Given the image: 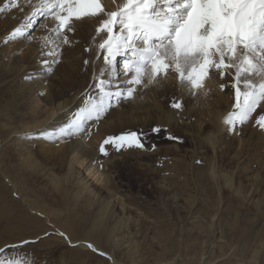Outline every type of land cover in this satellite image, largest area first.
Masks as SVG:
<instances>
[{
	"label": "rangeland",
	"instance_id": "374dc122",
	"mask_svg": "<svg viewBox=\"0 0 264 264\" xmlns=\"http://www.w3.org/2000/svg\"><path fill=\"white\" fill-rule=\"evenodd\" d=\"M21 2L16 0L5 8L8 0H0V8H5L0 12V34L25 22L16 7ZM20 6L25 9L24 3ZM98 26L92 29L82 23L67 33L77 60L72 69L65 61L53 66L55 84L62 92L60 100L72 103L77 98L87 99L84 93L88 91L93 102H99L101 94L93 85L109 76L113 81L110 74H105V67L98 69L94 60L101 50L99 43L106 38V32H96ZM34 31L31 29L28 37ZM17 41L8 35L0 45L4 46L0 48V247L19 245L9 248L5 256L20 259L23 264H111L108 257L69 247L57 234L61 229L74 240L87 237L99 243L127 264H264V171L255 164L264 160V131L252 121L238 134L227 126L214 151L207 139L212 130L208 109L225 110L224 120L233 110L232 78H221L211 69L202 87L193 90L169 69L166 75L156 77L158 83L144 87L149 64L143 83L135 86L137 105L126 100L117 105L113 101L111 110L101 117L98 126L104 136L140 129L157 145L155 150L109 148V156L99 154L93 162L99 172L108 175L114 198L131 206L125 219L128 227L118 232L119 244L110 247L99 237L94 214L97 202L109 199V195L99 173L89 174L88 160L69 170L62 156L71 138L55 144L41 138L35 127L40 112L29 109L11 63L4 58L5 51L12 50ZM18 53L20 63L27 65L30 60L24 61V49ZM85 59L92 63L85 66ZM231 73L234 77V68ZM221 83L226 85L225 90H221ZM174 100L182 102L180 110L171 107ZM150 110L147 124L145 117ZM258 114L259 110L254 116ZM71 117L69 114L62 122L53 123L48 132ZM155 125L166 127L180 140H169L163 132L152 135L150 128ZM84 140L89 145V139ZM223 176L242 194L226 186ZM254 188L258 191L252 194ZM26 202L45 216L32 211ZM46 232L50 235L45 237ZM37 238L38 242L27 246L21 243Z\"/></svg>",
	"mask_w": 264,
	"mask_h": 264
},
{
	"label": "snow or ice",
	"instance_id": "6c2138e0",
	"mask_svg": "<svg viewBox=\"0 0 264 264\" xmlns=\"http://www.w3.org/2000/svg\"><path fill=\"white\" fill-rule=\"evenodd\" d=\"M15 3L16 0H8L5 8ZM16 7L24 15L25 10L20 5ZM5 8H0V12ZM29 8L32 9L31 3ZM49 15L56 24L54 31L60 37V44L56 47L71 43L67 33L74 31V19L98 18L96 32H106L99 49L103 50L102 58L110 68L111 77L119 75L117 57L124 56L123 71L129 79L126 88L117 85L115 91L105 90L112 86L110 80L98 79L93 87L101 94L99 102H93V97L86 91L83 106L59 128L51 132L40 130L41 138L55 144L72 137L83 139L90 136L92 128L98 126L101 117L111 110L113 101L118 105L133 96L135 86L143 83L149 64V79L144 87L158 83V75H166L169 69H173L193 90L202 87L211 69L217 70L224 78L226 75L231 77L234 68L235 75L231 77L234 82L230 87L234 90L235 103L224 123L234 134L250 121L264 131V0H125L116 10H106L101 0H48L32 9L31 15H24L25 22L13 27L10 39L30 36L36 23L34 18ZM136 40L142 43L138 46ZM48 55L51 59L44 61L45 70L52 74L53 65L60 62V53L53 48ZM90 63L88 59L83 61L85 66ZM257 77L259 83L255 82ZM219 86L221 90L226 89L224 83ZM171 107L180 110L182 102L174 100ZM258 110L260 114L254 116ZM150 132L152 135L163 132L169 140H180L161 125L152 126ZM109 148L114 151L155 150L157 145L149 140L147 132L129 129L108 134L97 145L98 152L105 157L111 154ZM57 234L69 247H84L100 256H108L87 237L74 243L69 234ZM48 235L50 233L44 234L45 237ZM38 239H23L21 243L27 246ZM9 248L16 249L19 245L0 247V264H23L20 259L4 255ZM64 264L71 262L65 261Z\"/></svg>",
	"mask_w": 264,
	"mask_h": 264
},
{
	"label": "bare ground",
	"instance_id": "6f19581e",
	"mask_svg": "<svg viewBox=\"0 0 264 264\" xmlns=\"http://www.w3.org/2000/svg\"><path fill=\"white\" fill-rule=\"evenodd\" d=\"M19 1H22L21 3L25 4L24 15H31L32 9L39 7L42 2L44 3L48 2V0H19ZM101 2L106 7V10L108 9L116 10L118 7L122 6L123 3H125V0H101ZM29 3H31L32 9L29 8ZM24 15H23V21H24ZM34 19L36 20V23L32 29L35 31L32 33L31 37L25 36V37L16 38V40H18L16 45H14L12 50L5 51L4 58H6L9 63H11V70L14 74V78L19 81L17 85L19 86L20 92H22L24 96L26 95L25 102L26 104H29L31 106L29 109L34 111V113L37 111L40 112L35 118L36 119L35 127L37 128V130L43 129L48 131L50 127L53 126V123L54 124L60 123L64 120V116L69 114L73 115V113H75L78 110L81 102L84 101V99L83 97L77 98L72 103L68 99L60 100L62 92L60 91L61 89L60 85L55 84L56 74L55 73L49 74L46 72L44 61L51 59V57H49L48 55V52L49 50L55 48V50L60 53V56L58 57L59 61L60 62L65 61L64 64H67L68 68L72 69V67L76 65L77 53L72 49L71 44H69V49L68 46L66 45H63L62 47H56L57 45L60 44V37L54 31L56 24L52 20L50 15L47 17L39 16ZM99 22L100 20L98 18H91V17L82 18L80 20L74 19L73 27L74 26L79 27L82 23H87L93 29L95 26L99 24ZM21 24H23V22L16 24V26H20ZM41 25H46V27H41ZM12 29H9V31H7L6 33L0 34V45L1 43L4 42V40L9 35ZM116 30L119 31V28L117 27ZM28 38L32 39L33 41L29 43ZM12 42L14 43L15 41L12 40ZM141 43L142 41L136 40V44L138 46ZM2 47L4 46H0V48ZM21 49H24V54H23L24 61H26L27 59L30 60L29 62H27V65L26 63L21 64L19 61V59L22 58L20 57L21 55L18 53V50ZM67 51L69 55L65 56L64 53ZM102 57H103V50H99L96 53V57L94 58V60H96V67L98 69L100 67H105L104 68L105 74H110V68L103 61ZM118 57L120 58L119 59L117 58L116 68L119 74H122V77L114 78L113 81L111 80L110 76L109 78H106L105 80H110L112 85L111 87L106 88L105 89L106 91H115L117 85L124 88L127 87L126 80L129 79V77L126 76L123 71V60L125 59V57L124 56H118ZM53 66H55V64ZM106 70L108 71L106 72ZM27 76H31L32 79L30 80L26 79ZM231 77H233L232 73H231ZM112 82L114 83V85ZM255 82L259 83L258 77L255 78ZM126 101L136 106L138 103V100L136 99V94L134 93L133 96L127 99ZM230 110L231 108H229L228 111ZM208 111H209L208 119L211 123L212 130L207 135V139L211 144V149H213L214 151L217 143L222 142L221 136L224 134V131L227 128V125L224 123L225 120L223 119V116H225L226 111L225 110L222 111V109H208ZM151 113L152 110L148 111L145 117L146 118L145 121L147 124L150 123V119L148 117H150ZM202 126H203V121L200 123V127ZM103 137H104V133L101 127L94 126L92 128V133L90 136H87L83 139L79 137H72L70 139L72 142L67 143V149L65 150L62 157L63 160L67 162L70 171H73L74 168L78 166V164L83 165L85 163V160L86 162L88 160L90 167L89 174L95 175L99 173L98 174L99 179H101L104 185L103 187H105V192L109 195V199H106L105 201L100 200L96 204V209L94 213L96 217L95 218L96 226L100 228L99 237L101 238V240H105L106 244H108L110 247H114V246L116 247L117 244H119L118 232L121 229L123 230V228H125L127 224L126 223L127 221L125 220L126 213L128 212V209L131 208V206L124 203L119 198H114L113 196L114 194H112V191L110 189V179L108 175L103 171L99 172V168L94 166L93 162L100 154L98 152L97 145ZM84 139H89L88 140L89 145ZM60 148H62V146H60ZM255 164L260 165L259 167L257 166L256 167L264 171V160L261 162L256 160ZM214 169L215 168L213 167V171ZM223 178H224V184L226 186H229L234 193L238 195L242 194L238 186L233 187L232 183L229 182L230 180L227 177L223 176ZM83 189L88 190V187L84 186ZM257 191L258 189L254 188L252 194H254ZM26 205L35 213L39 212L38 208L34 207L31 203L26 202ZM40 214L42 216H45L42 213ZM1 221H3L2 216H1ZM29 221H31V219ZM7 225L8 224L6 222L4 227L6 228ZM0 226H1V222H0ZM11 227L12 225L9 222L8 228L10 229ZM105 227L107 228L105 229ZM127 227L128 226H126V228ZM58 232H64V231L58 229ZM72 241L75 243L78 240L72 239ZM97 244L100 246V248L103 251H105L108 254L107 257H110L109 260L111 264H127L125 261H122L118 256L104 250V248L99 243ZM123 244L124 242L121 243V245ZM261 244H262V240H261ZM257 251L259 252V248H257Z\"/></svg>",
	"mask_w": 264,
	"mask_h": 264
}]
</instances>
